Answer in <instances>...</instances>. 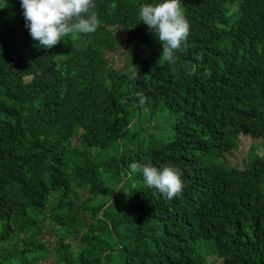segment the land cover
I'll return each mask as SVG.
<instances>
[{
	"label": "trees",
	"instance_id": "obj_1",
	"mask_svg": "<svg viewBox=\"0 0 264 264\" xmlns=\"http://www.w3.org/2000/svg\"><path fill=\"white\" fill-rule=\"evenodd\" d=\"M160 2L93 0L96 32L50 49L21 0L0 8V264H41L44 226L55 264H212L200 244L217 264H264V158L211 161L238 135L264 140V0H181L174 65L139 18ZM115 27L148 53L131 71L107 59ZM134 162L179 168L182 193Z\"/></svg>",
	"mask_w": 264,
	"mask_h": 264
},
{
	"label": "clouds",
	"instance_id": "obj_2",
	"mask_svg": "<svg viewBox=\"0 0 264 264\" xmlns=\"http://www.w3.org/2000/svg\"><path fill=\"white\" fill-rule=\"evenodd\" d=\"M25 27L42 48L50 49L63 37L95 33L99 20L93 0H21ZM140 20L149 26L162 44L160 59L175 64L176 52L186 50L190 25L182 9L181 0H162L144 4L139 9ZM200 58L199 56L197 57ZM131 173H141L149 188H155L164 198L172 200L184 188L179 168L159 169L148 163L134 162Z\"/></svg>",
	"mask_w": 264,
	"mask_h": 264
},
{
	"label": "rangeland",
	"instance_id": "obj_3",
	"mask_svg": "<svg viewBox=\"0 0 264 264\" xmlns=\"http://www.w3.org/2000/svg\"><path fill=\"white\" fill-rule=\"evenodd\" d=\"M5 4V0H0V8ZM114 33L115 41L117 44V51L114 53H107V59L115 69H122L125 71H131L136 65V56L140 59H146L148 53L146 50H138L127 39L124 31L118 27L111 28ZM166 118L160 121V127L168 124ZM162 129V128H161ZM163 133V129L161 131ZM253 155L264 158V140L262 139H250L246 136L238 135L236 138V149L232 150L229 154H223L213 158L211 161L219 163L227 167H233L236 169H242L250 162V158ZM47 226H44L43 236L40 238L41 244L45 245L47 249L46 254L41 259V264H55L56 257L53 251L54 239L46 233ZM22 246L21 239L16 238L11 240L7 247L11 244ZM201 253L204 255L206 262L217 264L219 262L212 254H206L207 250L200 244Z\"/></svg>",
	"mask_w": 264,
	"mask_h": 264
}]
</instances>
